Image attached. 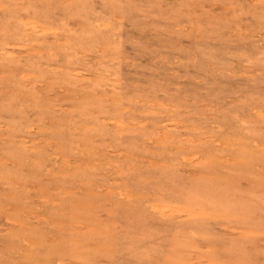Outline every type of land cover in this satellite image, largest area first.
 <instances>
[{
	"label": "rangeland",
	"instance_id": "rangeland-1",
	"mask_svg": "<svg viewBox=\"0 0 264 264\" xmlns=\"http://www.w3.org/2000/svg\"><path fill=\"white\" fill-rule=\"evenodd\" d=\"M0 264H264V0H0Z\"/></svg>",
	"mask_w": 264,
	"mask_h": 264
}]
</instances>
